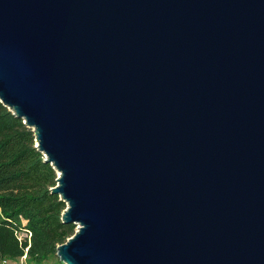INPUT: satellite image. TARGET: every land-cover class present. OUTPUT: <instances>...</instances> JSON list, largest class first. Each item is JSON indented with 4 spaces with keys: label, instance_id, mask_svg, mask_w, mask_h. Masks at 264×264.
I'll use <instances>...</instances> for the list:
<instances>
[{
    "label": "water",
    "instance_id": "1",
    "mask_svg": "<svg viewBox=\"0 0 264 264\" xmlns=\"http://www.w3.org/2000/svg\"><path fill=\"white\" fill-rule=\"evenodd\" d=\"M0 103L62 263L264 264V0H0Z\"/></svg>",
    "mask_w": 264,
    "mask_h": 264
},
{
    "label": "trees",
    "instance_id": "2",
    "mask_svg": "<svg viewBox=\"0 0 264 264\" xmlns=\"http://www.w3.org/2000/svg\"><path fill=\"white\" fill-rule=\"evenodd\" d=\"M55 185L31 129L0 103V264L24 254L29 264L59 261L56 248L75 225L61 221L66 205L51 193Z\"/></svg>",
    "mask_w": 264,
    "mask_h": 264
},
{
    "label": "built area",
    "instance_id": "3",
    "mask_svg": "<svg viewBox=\"0 0 264 264\" xmlns=\"http://www.w3.org/2000/svg\"><path fill=\"white\" fill-rule=\"evenodd\" d=\"M25 251H27V249ZM1 264H29V263L27 262L26 254H24L22 257H20L16 261H9V260L4 259L1 261Z\"/></svg>",
    "mask_w": 264,
    "mask_h": 264
},
{
    "label": "rangeland",
    "instance_id": "4",
    "mask_svg": "<svg viewBox=\"0 0 264 264\" xmlns=\"http://www.w3.org/2000/svg\"><path fill=\"white\" fill-rule=\"evenodd\" d=\"M56 177H57V173H56ZM75 230H76V225H75ZM45 264H64V263H62L60 260H59V261H57V260H52V261L47 262V263H45Z\"/></svg>",
    "mask_w": 264,
    "mask_h": 264
}]
</instances>
